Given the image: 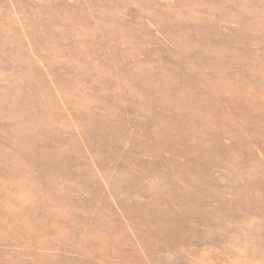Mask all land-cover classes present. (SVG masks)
<instances>
[{
	"label": "rangeland",
	"instance_id": "rangeland-1",
	"mask_svg": "<svg viewBox=\"0 0 264 264\" xmlns=\"http://www.w3.org/2000/svg\"><path fill=\"white\" fill-rule=\"evenodd\" d=\"M0 264H264V0H0Z\"/></svg>",
	"mask_w": 264,
	"mask_h": 264
}]
</instances>
